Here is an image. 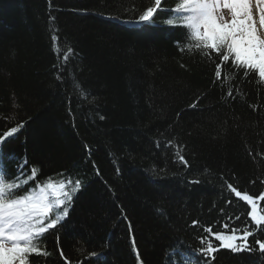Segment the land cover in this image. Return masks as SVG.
<instances>
[{
	"label": "trees",
	"instance_id": "obj_1",
	"mask_svg": "<svg viewBox=\"0 0 264 264\" xmlns=\"http://www.w3.org/2000/svg\"><path fill=\"white\" fill-rule=\"evenodd\" d=\"M153 5L0 0V133L23 124L0 166L15 175L27 159L37 181L64 173L83 184L59 241L47 234L48 264H91L93 252L101 264H139L137 251L142 264H181L176 251L203 263L200 238L218 245L205 228H255L227 185L264 193V83L243 70L214 82L215 63L185 47L186 29L165 12L125 24ZM215 255L211 264H264L258 251Z\"/></svg>",
	"mask_w": 264,
	"mask_h": 264
},
{
	"label": "snow or ice",
	"instance_id": "obj_2",
	"mask_svg": "<svg viewBox=\"0 0 264 264\" xmlns=\"http://www.w3.org/2000/svg\"><path fill=\"white\" fill-rule=\"evenodd\" d=\"M167 4L168 0H154V6H148L139 15V21L151 22L154 15L160 19L161 12H165L168 25L185 28L186 39L190 41L185 47L189 51L194 48L195 54L215 63L214 82L218 81L221 87L226 81L234 80L241 70L243 77L247 78L254 72L257 80L264 83V0H177L171 8ZM223 9H227V13ZM53 40H56L55 36ZM64 58L67 60V56ZM224 97L235 98L232 87L226 89ZM22 127V123H17L0 133V159L3 158L4 140L8 137L17 139L14 134ZM176 155L187 165L179 151ZM16 159L15 175L0 166V264H35L30 259L33 255L44 257V264H48L47 257L51 253L46 248L47 234L55 235L59 241L58 234L66 227L74 197L83 184L78 178L64 173H59L57 180L44 177L37 181L40 169L28 165L27 159L23 162ZM227 186L250 206L247 215L255 228L250 225L231 227L228 233L205 228V232L220 243L214 245L208 237L200 238L202 247L198 251L204 257L203 264L216 260L215 254L220 249H228L232 253L258 251L264 254V240L257 236V233L264 235V212H258L257 208V199L264 200V193L254 198L242 195L231 184ZM192 223L195 226L198 222ZM228 227L225 224V228ZM250 237L253 238L251 242ZM60 254L63 256L62 251ZM92 255L97 258L91 264H101L97 254L93 252ZM136 255L142 264L138 251ZM185 261L191 264L189 258L186 257Z\"/></svg>",
	"mask_w": 264,
	"mask_h": 264
},
{
	"label": "rangeland",
	"instance_id": "obj_3",
	"mask_svg": "<svg viewBox=\"0 0 264 264\" xmlns=\"http://www.w3.org/2000/svg\"><path fill=\"white\" fill-rule=\"evenodd\" d=\"M223 11L225 12V13H227V9H223ZM229 19H230V16H229ZM243 195V194H242ZM258 200V199H257ZM258 208V207H257ZM258 212H259V210H258ZM219 242V241H218ZM220 243V242H219Z\"/></svg>",
	"mask_w": 264,
	"mask_h": 264
},
{
	"label": "bare ground",
	"instance_id": "obj_4",
	"mask_svg": "<svg viewBox=\"0 0 264 264\" xmlns=\"http://www.w3.org/2000/svg\"><path fill=\"white\" fill-rule=\"evenodd\" d=\"M13 158V157H12Z\"/></svg>",
	"mask_w": 264,
	"mask_h": 264
}]
</instances>
